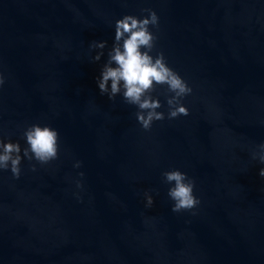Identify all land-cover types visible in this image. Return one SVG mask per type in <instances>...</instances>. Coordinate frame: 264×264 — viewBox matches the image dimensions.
Wrapping results in <instances>:
<instances>
[{
	"label": "water",
	"instance_id": "water-1",
	"mask_svg": "<svg viewBox=\"0 0 264 264\" xmlns=\"http://www.w3.org/2000/svg\"><path fill=\"white\" fill-rule=\"evenodd\" d=\"M142 9L159 17L151 55L192 88L169 120L156 86L149 131L97 84L115 22ZM0 74V138L22 156L19 179L0 170V264H264V0H0ZM37 123L59 133L44 165L23 158ZM173 169L195 181L190 211H172Z\"/></svg>",
	"mask_w": 264,
	"mask_h": 264
},
{
	"label": "clouds",
	"instance_id": "clouds-1",
	"mask_svg": "<svg viewBox=\"0 0 264 264\" xmlns=\"http://www.w3.org/2000/svg\"><path fill=\"white\" fill-rule=\"evenodd\" d=\"M141 12L148 15L143 18L125 15L115 22L114 43L108 51V59L102 67L97 84L100 93L107 94L110 100H115L119 94L127 104L137 106L136 119L145 131H149L154 121L165 119V114L157 111L162 107L159 99L151 95L156 86L166 85L167 91L172 94L167 97L169 120L189 115V110L182 101L192 93V88L168 66L163 52L151 55L157 36L150 28H159V17L152 9H142ZM106 45V41L91 43L92 49L101 50L93 57V61L101 59ZM4 82V77L0 74V86ZM23 138L27 144L23 148V158L28 161L35 160L44 165L58 158L59 133L52 127L31 124L24 129ZM20 153L21 146L18 142H4L0 138V170L10 169L15 179H19L21 175ZM252 159L264 165V143L258 145V151L252 152ZM80 166V161L74 164V167ZM32 170H36L35 165H32ZM79 175L83 176L84 173ZM162 175L165 183L172 185L167 195L174 202L173 212L190 211L200 204V199L194 195V179L178 169L164 171ZM259 175L264 177V167L260 169ZM81 186L77 182V187ZM144 195L146 206L151 207L154 202L152 195L147 191Z\"/></svg>",
	"mask_w": 264,
	"mask_h": 264
}]
</instances>
